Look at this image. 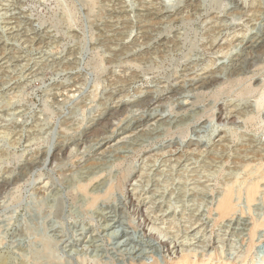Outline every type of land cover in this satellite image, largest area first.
Here are the masks:
<instances>
[{
    "label": "rangeland",
    "instance_id": "obj_1",
    "mask_svg": "<svg viewBox=\"0 0 264 264\" xmlns=\"http://www.w3.org/2000/svg\"><path fill=\"white\" fill-rule=\"evenodd\" d=\"M263 27L264 0H0V264H166L202 246L260 263L264 179L245 191L264 171V52L229 69ZM228 186L234 221L216 209Z\"/></svg>",
    "mask_w": 264,
    "mask_h": 264
},
{
    "label": "bare ground",
    "instance_id": "obj_2",
    "mask_svg": "<svg viewBox=\"0 0 264 264\" xmlns=\"http://www.w3.org/2000/svg\"><path fill=\"white\" fill-rule=\"evenodd\" d=\"M241 8V7H240ZM154 13V12H153ZM169 13V12H168ZM160 14V13H159ZM143 15V14H142ZM146 15V14H145ZM151 15V14H150ZM172 16V15H170ZM11 17V16H10ZM15 17V16H14ZM142 17V16H141ZM151 17V16H150ZM153 17V16H152ZM151 17V19H152ZM158 17V15H157ZM174 18V17H173ZM171 18V19H173ZM143 19V18H142ZM148 19V18H147ZM156 19V17H155ZM110 20V19H109ZM175 20V19H174ZM145 21V20H144ZM154 22V21H153ZM151 22V23H153ZM145 23V22H144ZM150 21H149V24H151ZM157 24V23H155ZM118 25V23H117ZM142 25V24H141ZM145 25V24H143ZM109 26V25H108ZM139 26V25H138ZM11 27V26H10ZM146 27V26H145ZM6 28V27H5ZM9 28V27H8ZM16 30V29H15ZM255 32V31H254ZM14 33V32H13ZM11 34V33H10ZM24 34V33H23ZM26 34V33H25ZM27 35V34H26ZM113 35V34H112ZM11 36V35H10ZM12 37V36H11ZM18 37V36H17ZM36 37V36H35ZM120 37V36H119ZM23 38V37H22ZM116 38V37H115ZM25 39H27L25 37ZM242 39V38H241ZM28 40V39H27ZM32 40V39H31ZM11 41V40H10ZM161 41V40H160ZM2 44V43H1ZM220 44V43H219ZM6 46V45H5ZM223 46H221L222 48ZM7 48H10V47H7ZM14 48V47H13ZM2 50V49H1ZM4 50V48H3ZM2 52V51H1ZM0 52V53H1ZM7 52V51H6ZM264 52V27L256 34V36H253V39L250 40L249 42H246L244 45H243V48H242V51L238 52L237 54H235L231 60V66H230V69H229V73L233 76V75H239L240 73L242 74V70L243 68L245 67V65L247 64H250L253 62V59L255 58L256 59V56H259V54L263 53ZM13 54V53H12ZM264 54V53H263ZM1 55V54H0ZM6 56V55H5ZM262 56V55H261ZM260 56V57H261ZM6 58V57H5ZM13 58V57H12ZM4 59V58H3ZM11 59V58H10ZM258 59V58H257ZM6 60V59H4ZM12 62V61H11ZM253 64V63H252ZM255 64V63H254ZM3 66V65H2ZM5 66V65H4ZM228 68V66H226ZM248 68V66H247ZM246 68V69H247ZM226 70V68H225ZM243 75V74H242ZM204 77V76H203ZM230 77V76H229ZM228 77V78H229ZM210 79V77L208 78ZM206 80V81H200L199 83L197 82V84H195L193 86L194 89H203V88H206L208 86H210L211 84L214 85V81L213 80ZM212 79V78H211ZM215 80V79H214ZM223 80V79H222ZM264 80V79H263ZM261 81V80H260ZM217 82V81H216ZM220 82V80H219ZM259 82V81H258ZM264 83V81H262ZM262 85V84H260ZM190 87V86H189ZM264 87V85H263ZM207 89V88H206ZM151 94V93H150ZM148 96V95H147ZM187 96V94H186ZM151 98V97H150ZM149 98V99H150ZM149 99H144V101H140L139 103H137L138 105H142L144 103H148V101H150ZM152 100V99H151ZM263 101V99H262ZM261 101V102H262ZM132 104V103H131ZM117 105V104H116ZM262 105V104H261ZM124 108V106H122ZM132 107V106H131ZM156 107V106H155ZM120 108V107H119ZM122 108V109H123ZM126 108V107H125ZM114 109V108H113ZM118 109V108H117ZM116 110V109H114ZM126 110V109H125ZM149 111V110H148ZM114 112V111H113ZM112 115V114H111ZM110 116V115H109ZM159 117V115H155V114H151L149 116H147L146 120L147 122H150V121H153V120H156L157 118ZM162 117V116H161ZM182 117V116H181ZM223 117V116H222ZM173 118V117H172ZM235 118V117H234ZM109 119V118H108ZM107 117H102L101 119H99L93 126V128L89 131H87V135L89 136L90 134L92 133H95L96 131L98 132V128L99 127H102V125H104V121H107L108 120ZM160 119V118H159ZM167 119V118H165ZM220 119V118H219ZM133 120V119H131ZM130 120V121H131ZM226 120V119H225ZM109 121V120H108ZM144 121V122H145ZM172 121V120H171ZM219 121V120H218ZM236 121V120H234ZM161 122V121H160ZM165 122V121H164ZM163 122V123H164ZM224 122V121H223ZM232 122V121H230ZM129 123V122H127ZM141 123V122H140ZM140 123H135L134 125L130 126V127H125V128H121L119 132H117L116 134V138L113 140V141H108V142H105V143H102V144H99L98 148H97V153L99 155H104L105 154V151L106 149L109 150V149H112V147H115L112 152H118L121 150V148H118L117 145L119 144H114L113 142H117V139L118 140H121V139H126V135H129L131 134V132H136L139 127H141V125H139ZM168 123V122H167ZM183 123V122H182ZM160 124V123H159ZM110 125V124H109ZM146 125V124H145ZM162 125V124H161ZM126 126V125H125ZM143 126V125H142ZM174 126V125H173ZM115 127V126H114ZM158 127V126H157ZM113 128V127H112ZM116 128V127H115ZM118 128V127H117ZM154 128V127H153ZM100 129V128H99ZM145 129V128H144ZM103 130V129H102ZM142 134V132H140ZM115 134V133H114ZM140 135V134H139ZM91 136V135H90ZM109 136V135H108ZM125 136V137H124ZM137 136V135H136ZM89 138V137H88ZM130 138V137H129ZM136 138V137H135ZM79 140V139H78ZM77 140V142L79 143V141ZM90 140V139H88ZM96 140V139H95ZM104 140V139H103ZM76 142V143H77ZM86 142V141H85ZM88 142V141H87ZM90 142V141H89ZM124 142V141H123ZM140 142V141H139ZM112 143L114 145H112ZM130 143V142H129ZM138 143V142H137ZM217 143V142H216ZM75 144V143H74ZM122 144V143H121ZM198 144V143H197ZM222 144V143H221ZM220 144V145H221ZM64 146V145H63ZM76 147V146H75ZM110 147V148H109ZM120 147V146H119ZM123 147V146H122ZM136 146H134L135 148ZM214 147V146H213ZM221 147V146H220ZM64 148V147H63ZM72 148V147H71ZM109 148V149H108ZM173 148V147H172ZM175 148V147H174ZM193 148V147H192ZM212 148V147H211ZM170 149V148H169ZM60 150V148H59ZM64 150V149H63ZM62 150V151H63ZM66 150V149H65ZM111 151V150H110ZM159 151V150H158ZM172 150H170L171 152ZM176 151V150H175ZM63 152H66V151H63ZM108 152V151H107ZM106 152V153H107ZM121 152V151H120ZM167 152V150L165 151ZM169 152V151H168ZM256 152V151H255ZM56 153V152H55ZM162 153V152H161ZM172 153V152H171ZM205 153V152H204ZM249 153V152H248ZM181 154V153H180ZM213 154V153H212ZM254 154V153H253ZM263 154V153H262ZM124 155V154H123ZM163 155V154H162ZM165 155V154H164ZM252 155V154H250ZM46 156V155H45ZM177 156V155H176ZM213 156V155H212ZM98 157V156H97ZM102 157V156H101ZM182 157V156H181ZM180 157V158H181ZM216 157V156H215ZM56 158V157H54ZM116 158V157H115ZM258 159V158H257ZM36 160V159H35ZM43 160V159H42ZM88 160V159H87ZM180 160V159H179ZM217 160V159H216ZM244 160V159H243ZM38 161V159H37ZM107 161V160H106ZM249 162V161H248ZM255 162V161H254ZM179 163V162H178ZM100 162H96V161H93L92 163L90 162V165L86 168L85 170V177H83V179L85 178L84 182L83 183H80L79 182V186L82 188L81 192L84 191L83 189H86V187L88 186V181L92 179V176L96 175V171L97 169L100 168ZM103 164V163H102ZM255 164V163H254ZM259 164V163H258ZM38 165V164H37ZM87 166V165H86ZM251 166V164H250ZM248 166V167H250ZM102 167V166H101ZM247 166H245L246 168ZM247 167V168H248ZM252 167V166H251ZM263 167V166H262ZM261 167V169H262ZM30 168V167H29ZM244 168V169H245ZM82 169V168H80ZM249 170V169H248ZM264 170V169H263ZM102 171V170H101ZM260 171V170H259ZM257 173V172H256ZM255 174V173H254ZM102 175V174H101ZM23 176V175H22ZM80 176V175H79ZM250 177V176H249ZM248 177V178H249ZM7 179V178H6ZM264 179V171H260V176L256 179V180H251L252 182L250 183H246V196H247V201L249 202L248 204L250 203H253L255 201L256 196H258V192H259V189H260V181ZM15 181V180H14ZM17 181V180H16ZM102 181V180H101ZM100 181V182H101ZM236 181V180H235ZM90 182V181H89ZM234 182V181H233ZM77 183V181H76ZM11 185V184H10ZM97 185V184H96ZM101 186V185H100ZM99 186V187H100ZM95 187V186H94ZM92 188V187H91ZM97 188V187H96ZM227 188V187H226ZM239 188V187H238ZM237 188V189H238ZM262 188V187H261ZM110 189V188H109ZM243 189V188H242ZM93 190V189H92ZM91 190V191H92ZM96 190V189H95ZM94 191V190H93ZM86 192V191H85ZM96 193V192H95ZM94 193V194H95ZM224 193V192H223ZM237 193V192H236ZM261 193V192H260ZM97 195V194H96ZM97 197V196H96ZM94 197V198H96ZM237 198V197H236ZM98 200V198H97ZM129 200V199H128ZM239 200V199H238ZM240 203V201H238ZM133 201V200H132ZM135 201V200H134ZM94 202V201H93ZM130 202V200H129ZM257 202V201H256ZM134 203V202H133ZM133 203H130V204H133ZM237 204V203H236ZM134 205V204H133ZM130 206V205H129ZM139 206V205H138ZM238 206V205H237ZM237 206L235 205V188L234 186H228V188L226 189L225 193L222 194V197L220 198V200L218 201L217 203V212H218V215H219V218L221 220H224V219H230L231 221H234V214L236 213V210H237ZM250 206V205H249ZM137 210V209H136ZM243 211V209H242ZM112 212V211H111ZM134 212V211H133ZM139 212V211H138ZM141 212V211H140ZM137 213V212H136ZM240 213V212H239ZM243 214V213H242ZM217 215V214H216ZM102 218L104 219L103 221L106 222V226H105V229L108 231H110V233L112 231H114L115 229V225H117V219L114 218V216L111 215V213H102ZM144 216V215H142ZM216 217V216H215ZM144 219V218H143ZM211 219V218H210ZM141 220V219H140ZM142 221V220H141ZM146 221V220H145ZM148 222V221H147ZM238 227H237V232H240L239 234H243L244 231L247 232V228H245V225L244 223H242V221H238ZM252 222V221H251ZM142 224V223H141ZM105 225V224H104ZM253 226L251 227L252 229L250 230V234L252 235V237L256 236L255 235V230L256 229H260L264 226V222H259L258 221H254ZM142 226V225H141ZM228 226V225H227ZM118 227V226H117ZM120 228V227H119ZM235 229V228H234ZM145 230V229H144ZM116 231V230H115ZM106 233V232H105ZM109 233V232H108ZM115 234V232L113 233ZM197 236V235H196ZM116 237L119 238L120 235L116 234ZM126 237V236H125ZM251 237V236H250ZM156 238V237H155ZM93 239V238H92ZM197 239V238H196ZM157 240V239H156ZM97 241V240H95ZM126 241V240H125ZM241 241V240H240ZM245 241V240H243ZM127 242V241H126ZM159 244L162 246V247H166L168 248V245L167 243H163V242H159ZM170 244V243H169ZM176 244V243H175ZM203 245V243H202ZM250 245V244H249ZM248 245V246H249ZM254 244L250 245L249 248H248V253L250 254V252L252 251V247H253ZM172 246V244L170 245ZM169 246V247H170ZM176 248V247H174ZM173 248V250H174ZM203 252L202 253H198V252H194V250H190L188 251V249L185 251V249L183 250V252H185L184 254H182L180 256V258L176 259V260H172L171 263H166V264H231L230 262H227V258H226V261H225V258L222 259V257L218 254H212V248H209L208 250H205L206 247L205 246H202L200 247ZM219 248V247H218ZM143 249V248H142ZM167 251H170V250H167ZM205 251H208V252H205ZM177 252V251H176ZM248 254V255H249ZM144 255V254H143ZM248 256H245L243 257V260L241 262H239V264H245V261H246V258ZM229 261V259H228ZM141 262V261H140ZM264 264V258L263 260L259 263L258 262H255L254 260L252 261V264ZM142 264H147V263H142ZM151 264H159L157 261H154L153 263Z\"/></svg>",
    "mask_w": 264,
    "mask_h": 264
}]
</instances>
